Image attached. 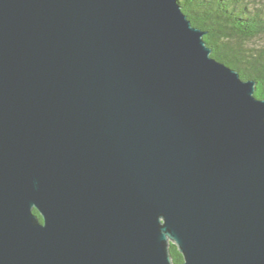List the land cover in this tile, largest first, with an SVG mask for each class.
<instances>
[{
    "label": "water",
    "instance_id": "water-1",
    "mask_svg": "<svg viewBox=\"0 0 264 264\" xmlns=\"http://www.w3.org/2000/svg\"><path fill=\"white\" fill-rule=\"evenodd\" d=\"M206 33L180 0H0V264H264V98Z\"/></svg>",
    "mask_w": 264,
    "mask_h": 264
},
{
    "label": "trees",
    "instance_id": "trees-1",
    "mask_svg": "<svg viewBox=\"0 0 264 264\" xmlns=\"http://www.w3.org/2000/svg\"><path fill=\"white\" fill-rule=\"evenodd\" d=\"M193 25L206 30L212 56L256 82L255 96L264 98V0H180ZM34 212L38 213L36 209ZM173 264L182 255L170 244Z\"/></svg>",
    "mask_w": 264,
    "mask_h": 264
},
{
    "label": "flooded vegetation",
    "instance_id": "flooded-vegetation-1",
    "mask_svg": "<svg viewBox=\"0 0 264 264\" xmlns=\"http://www.w3.org/2000/svg\"><path fill=\"white\" fill-rule=\"evenodd\" d=\"M38 214V213H37ZM38 216L40 217V215L38 214ZM41 218V217H40Z\"/></svg>",
    "mask_w": 264,
    "mask_h": 264
}]
</instances>
